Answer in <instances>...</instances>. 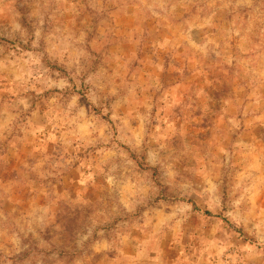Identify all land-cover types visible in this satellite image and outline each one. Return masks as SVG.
Wrapping results in <instances>:
<instances>
[{"label":"rangeland","instance_id":"obj_1","mask_svg":"<svg viewBox=\"0 0 264 264\" xmlns=\"http://www.w3.org/2000/svg\"><path fill=\"white\" fill-rule=\"evenodd\" d=\"M0 264H264V0H0Z\"/></svg>","mask_w":264,"mask_h":264}]
</instances>
